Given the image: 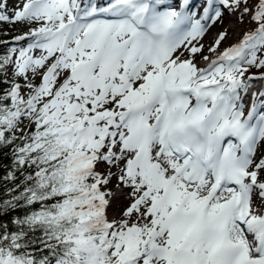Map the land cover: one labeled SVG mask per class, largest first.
<instances>
[{
  "label": "rangeland",
  "instance_id": "374dc122",
  "mask_svg": "<svg viewBox=\"0 0 264 264\" xmlns=\"http://www.w3.org/2000/svg\"><path fill=\"white\" fill-rule=\"evenodd\" d=\"M40 1L42 0H33L34 3ZM28 5L27 0H0V31L10 30L15 34L21 30V33L17 35L18 46L11 56L7 70L10 75L19 74L13 86L12 99L20 101L26 96L29 102L18 117L19 123L16 127L21 129L29 120L41 122L39 126L48 122L56 124L65 118L83 114L89 107L95 106L99 109L100 115L88 119L82 128L64 130L65 133L71 135H85L86 146L78 152L80 156L85 154V159L88 161V164L85 163L87 171L86 173L83 171V173L88 181L93 180L94 176L97 177L93 180L92 185L95 187V191L86 200L90 204H97L96 213H103L101 218L103 224L109 225L110 221L114 223V227L110 228L109 233L98 231L93 236L110 238L120 229L118 226L121 225L124 228L127 237L118 243L120 261L117 264H123L125 260L124 245H128L129 248L135 246L143 248L142 264H180L175 261L157 259L152 253L158 243H161L165 248L171 245L166 237L169 229L163 230L165 227L164 214L154 207V198H150L151 200L146 203L144 201H139L136 204L132 202L137 194L138 185H134L133 188L131 187L132 189L127 187V176L131 172L125 170L124 159L128 154L136 151V147H134L135 150L129 151L124 147V144H126L127 138L134 140L133 135L126 133L124 134L125 138H122L121 134L123 133L121 132L116 135L114 132L106 133L104 130L105 126L113 127V124L109 123V120L106 121L105 118L125 106L132 90L137 85H143L145 77H141V75L145 74L146 68L140 73V67L130 74L126 66L111 61L84 67L92 57L98 54L96 42L91 41L79 47L67 45L65 49L61 50L58 43L61 36L59 28H61V21L66 17V5L56 4L53 0H49L45 4ZM203 5L204 1L200 6ZM225 6L223 15L209 22L207 32L193 35L185 44L173 51L171 58L176 61L185 58L193 63H200L208 57L211 59L219 54L227 61L226 63L223 60L220 62L227 67L228 64L238 63L248 57L263 56L264 0H225ZM257 11L262 16L263 24L253 34L249 29V24H255ZM33 25H36L38 30L34 28L35 31L32 32L30 28ZM51 40L54 43L45 44ZM218 67L221 68V65L219 64ZM47 68L48 70H46ZM132 68L134 67L131 66L129 69L132 70ZM149 68L147 67V69ZM238 69L239 67L236 65L229 74L230 79L234 82L250 79L256 72L249 73L238 71ZM53 71H56L57 79L56 85L52 89L49 90V86L45 82H39L32 86V82L36 79L44 81L46 78L44 75ZM220 80L222 81V79ZM127 82H131L130 86ZM120 88L123 89L122 94H118ZM36 105L39 108L32 113ZM105 123L106 125H104ZM163 167L166 169L165 172L172 170L165 163ZM252 169L259 176V181L264 179V135L260 140ZM183 185L185 188L177 184L176 190H191L197 198L208 191V189L196 191L191 184ZM142 186L143 184L140 185V188ZM92 187L87 189L90 190ZM254 199L260 202L261 198L256 194ZM98 220V216L94 214L82 224V227L85 230L98 227ZM100 253L102 250L94 255V260ZM3 262L4 264H21L19 259L12 256H6ZM139 262L140 259L135 263L139 264ZM81 264H88V262Z\"/></svg>",
  "mask_w": 264,
  "mask_h": 264
},
{
  "label": "trees",
  "instance_id": "16d2710c",
  "mask_svg": "<svg viewBox=\"0 0 264 264\" xmlns=\"http://www.w3.org/2000/svg\"><path fill=\"white\" fill-rule=\"evenodd\" d=\"M262 24L257 11L249 29L254 34ZM34 28L38 30L36 25L30 30L34 32ZM20 33L0 31V264L6 256L21 264L117 262L114 245L82 227L96 212V205L86 200L90 181L81 170L85 155L78 154L86 146L85 137L64 132L80 127L87 115L93 117L100 111L93 106L56 124L39 126L41 122L29 120L21 129L16 127L29 103L26 96L20 101L12 99L19 74L7 71ZM245 65L249 71H264V55L249 57ZM45 77L32 86L45 82L52 89L56 71ZM38 108L36 105L32 113ZM99 250L102 253L94 260Z\"/></svg>",
  "mask_w": 264,
  "mask_h": 264
},
{
  "label": "bare ground",
  "instance_id": "6f19581e",
  "mask_svg": "<svg viewBox=\"0 0 264 264\" xmlns=\"http://www.w3.org/2000/svg\"><path fill=\"white\" fill-rule=\"evenodd\" d=\"M56 4H58V3H56ZM233 31V30H232ZM205 47V46H204ZM207 47V46H206ZM48 48V47H47ZM219 60V58H217V59H215L214 60V62H216V61H218ZM101 64H103V63H101ZM100 65V64H99ZM121 66H122V64H120ZM97 66V65H96ZM102 66V65H101ZM106 66V65H105ZM104 66V67H105ZM147 66H148V64H146L145 66H142L141 67V69L139 70V72L141 73V71H143V69L144 68H147ZM96 68H98V67H96ZM101 68V67H100ZM124 68V67H123ZM127 69H128V71L130 72V74H133L134 72L132 71V70H130L129 69V66H127L126 67ZM118 69V68H117ZM102 70V69H101ZM121 71H122V69H120ZM98 72V71H97ZM106 72V71H105ZM100 73H102V72H100ZM137 73V72H136ZM123 74V73H122ZM78 75V74H77ZM136 76V75H135ZM120 77V76H119ZM67 79V78H66ZM132 79V78H131ZM135 79V78H134ZM92 80V79H91ZM83 81V80H82ZM88 81V80H87ZM90 82V81H89ZM88 82V83H89ZM244 82H246V81H244ZM243 82V83H244ZM69 83V82H68ZM80 83H81V81H80ZM243 83H242V85H241V89H243ZM62 84V83H61ZM79 84V83H78ZM86 84V83H85ZM84 84V85H85ZM98 85V84H97ZM78 86V85H77ZM86 86V85H85ZM129 86H130V83H129ZM80 88V87H79ZM88 89V88H87ZM131 131V129H127V130H125L124 132H123V134H121L122 135V138H125L124 137V134H128L129 132ZM117 135V134H116ZM121 137V136H120ZM119 138V137H118ZM118 140H120V139H118ZM126 142V144H124V147L125 148H127L128 150H130V149H133L134 148V140H132V139H130V138H127V140L125 141ZM117 145V144H116ZM108 146H110V145H108ZM156 154H157V156L159 157V158H164L162 155H161V153H158L157 151H156V153H154V155L156 156ZM167 156V155H166ZM165 156V157H166ZM167 160H168V158H167ZM165 163H166V166L170 169H174V163L173 162H170V161H164ZM94 167V166H93ZM117 167V166H116ZM119 169V168H118ZM166 170V169H165ZM120 171V170H119ZM168 171V170H167ZM118 174V173H117ZM117 177V176H116ZM126 177V176H125ZM184 179L185 178V175H183V174H181V175H179V179L177 180V184L180 186L181 185V179ZM145 179L143 178V177H141L140 175H139V172H138V168H135L134 169V171H132L128 176H127V181H126V185H127V187L128 188H133V186L134 185H139V184H142V182L144 181ZM186 182H189L193 187H196V191H203V190H205L206 189V187H207V185H208V181L206 180V179H201L200 181H196V180H188V181H186ZM177 186V185H176ZM182 186V185H181ZM188 186V185H187ZM131 188V189H132ZM152 195V193H148V194H146L145 195V197H144V203H146L147 201H149V200H151L150 198V196ZM257 199V198H256ZM111 205V204H110ZM110 208V207H109ZM108 209V208H107ZM107 215V214H106ZM123 215V214H122ZM118 216V215H117ZM123 216H125V215H123ZM109 217V216H108ZM119 218V217H118Z\"/></svg>",
  "mask_w": 264,
  "mask_h": 264
}]
</instances>
